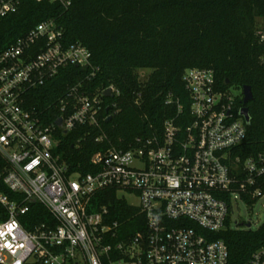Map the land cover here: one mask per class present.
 <instances>
[{"label":"built area","instance_id":"built-area-1","mask_svg":"<svg viewBox=\"0 0 264 264\" xmlns=\"http://www.w3.org/2000/svg\"><path fill=\"white\" fill-rule=\"evenodd\" d=\"M23 1L0 0V21ZM71 65L89 72L59 99L63 114L45 123L28 96ZM97 70L91 50L67 43L53 18L0 53V182L15 194L0 189L8 215L0 221V264H228V245L217 235L231 229L233 200L252 205L264 197V151L245 158L236 153L248 133L236 105L240 94L233 87L221 90L212 67L188 68L187 113L177 99V113L162 131L139 136L128 147L112 144L92 155L90 171L73 170L58 151V129L66 134L86 127V135L98 130L95 141L102 142L108 138L103 120L118 111L108 101L119 96L117 88H89ZM108 88L112 96L104 94ZM109 188L139 209L144 228L130 234L112 218L111 207L95 206ZM129 195L139 203L131 204ZM34 203L48 217L28 228L24 217ZM246 226L237 229H252L251 221ZM245 264H264V246Z\"/></svg>","mask_w":264,"mask_h":264},{"label":"trees","instance_id":"trees-1","mask_svg":"<svg viewBox=\"0 0 264 264\" xmlns=\"http://www.w3.org/2000/svg\"><path fill=\"white\" fill-rule=\"evenodd\" d=\"M50 18L63 27L67 43L81 42L91 50L98 70L89 88L114 86L120 92L108 100L117 103L118 111L102 122L108 136L104 141H95L98 130L86 135V127L66 134L58 129V151L73 170L90 171L92 155L112 144L128 147L139 136L162 131L164 121L177 113V99L187 113L190 101L183 74L191 67H212L221 90L251 87L247 138L236 153L245 158L264 151V28L258 27V19H264V0H72L68 8L58 2L24 0L18 11L0 21V53ZM140 69L152 70L145 81ZM88 72L75 65L62 68L30 92L29 105L41 111L45 123L55 122L63 114L59 99ZM242 95L238 110L244 106ZM0 189L15 196L1 182ZM94 204L111 207L112 218L123 222L130 234L144 228L139 209L119 198L115 189L101 191ZM32 206L30 216L24 217L28 228L48 217L44 207ZM7 216L0 203V221ZM29 217L30 224L25 222ZM217 238L228 245V264H245L264 246V225L256 230L229 228Z\"/></svg>","mask_w":264,"mask_h":264},{"label":"rangeland","instance_id":"rangeland-1","mask_svg":"<svg viewBox=\"0 0 264 264\" xmlns=\"http://www.w3.org/2000/svg\"><path fill=\"white\" fill-rule=\"evenodd\" d=\"M258 27L264 28V19H258ZM151 69H140L138 74L141 81H145L151 73ZM234 94H240L241 90L237 87L232 88ZM128 201L131 204L137 205L139 203L138 199L133 196H127ZM234 213H232V223L231 229H237L238 227L245 228L246 224L251 221L252 230L258 229L260 226L264 225V197L260 198L254 204H248L241 198L233 200ZM239 223H244L245 225H240Z\"/></svg>","mask_w":264,"mask_h":264},{"label":"water","instance_id":"water-1","mask_svg":"<svg viewBox=\"0 0 264 264\" xmlns=\"http://www.w3.org/2000/svg\"><path fill=\"white\" fill-rule=\"evenodd\" d=\"M227 84H229V81H226ZM242 93H243V104L244 106L241 108L240 110V115L242 117H244V119L246 120L247 124L250 123L251 117H250V113H249V109L246 106V104L253 98V93H252V89L249 85H246L242 88ZM106 96H112V88H108L105 93ZM57 124H61L62 123V118H59L56 122Z\"/></svg>","mask_w":264,"mask_h":264}]
</instances>
